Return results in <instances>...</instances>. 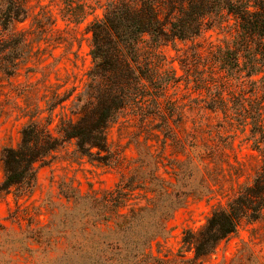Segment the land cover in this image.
<instances>
[{"label":"trees","instance_id":"trees-1","mask_svg":"<svg viewBox=\"0 0 264 264\" xmlns=\"http://www.w3.org/2000/svg\"><path fill=\"white\" fill-rule=\"evenodd\" d=\"M97 9L102 16L86 29L84 88L57 92L46 117L40 107L24 113L20 142L1 153L0 191L32 193L39 167L70 143L91 164L120 167L108 133L124 118L138 158L115 188L73 201L62 261L197 264L244 221L264 218V0H106ZM28 18L25 0H0V71L9 77L29 60L26 32L15 28ZM178 43L187 46L177 58L185 103L172 92L182 76L163 51ZM238 141L262 157L246 182L232 162ZM226 184L227 204L218 201L198 232L186 231L178 253H164L174 214L191 200L227 197Z\"/></svg>","mask_w":264,"mask_h":264},{"label":"rangeland","instance_id":"rangeland-1","mask_svg":"<svg viewBox=\"0 0 264 264\" xmlns=\"http://www.w3.org/2000/svg\"><path fill=\"white\" fill-rule=\"evenodd\" d=\"M105 1L25 0L29 18L17 23L15 28L17 32H26L31 46L29 60L15 76L9 77L0 71V185L4 179L2 150L20 142V132L28 121L24 113L40 107L43 111L40 117H46L47 102L53 101L57 92L84 88L92 67L90 36L86 29L102 16L101 9L92 13L91 8ZM82 7L83 13L89 14L79 19ZM76 20L81 22L77 24ZM211 35L215 40L216 34ZM186 47L178 43L176 49L172 46L163 49L177 74L182 76L172 92L184 103L185 70L177 58ZM60 112L58 109L57 114ZM124 121L121 118L108 133L113 151L121 158L120 167L91 164L80 158L75 153V145L70 143L50 163L39 167L32 193L0 191V264H64L62 259L69 251V242L61 234L73 233L70 228L74 226L67 220L75 212L73 201L79 194L115 188L123 175H129L138 158V149L131 143L134 129ZM57 122L55 117L53 128ZM232 156L234 166L243 172L242 182L252 178L262 158L240 141ZM225 189L227 197L191 200L174 214L168 237L160 240L164 253H178L184 233L198 232L218 201L227 204L233 194L230 184ZM67 197H71L70 202ZM187 256L192 258V254ZM197 264H264V218L244 221L235 234Z\"/></svg>","mask_w":264,"mask_h":264}]
</instances>
